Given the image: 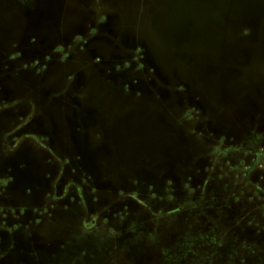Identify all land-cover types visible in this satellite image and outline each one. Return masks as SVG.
<instances>
[{"label": "rangeland", "instance_id": "rangeland-1", "mask_svg": "<svg viewBox=\"0 0 264 264\" xmlns=\"http://www.w3.org/2000/svg\"><path fill=\"white\" fill-rule=\"evenodd\" d=\"M150 79L162 85L169 96L178 98L181 107L173 126L176 150L180 162L193 159L196 168V163L211 157L206 155V139L191 135L189 128L204 120L202 117L192 121L184 114L185 98L200 101L205 114L215 121V128L246 125L253 129L255 126L248 121L253 116L257 122H264V1L0 0V160H7L4 169H12L11 162H15L17 169L23 171L18 192H14L19 217L27 223L23 230L36 228L34 234L41 236L39 241L47 239L53 243L51 247L59 244L66 248V256L59 254L61 257L54 258L52 264H94V259L86 254L70 256L68 252L78 248L89 252L94 246L104 245L107 236L101 231L95 236L94 232L83 234L86 227L93 226L94 214L88 211L92 202L74 184L79 170L68 168L74 176L69 177L59 168L64 161L59 146L67 145L60 132L75 127L70 112L67 119L58 116L60 103L76 105L65 98V91L71 84L83 83L76 97L75 93L72 96L86 110L84 115H89V128H94L96 109L111 129L107 130L109 138L113 135L114 141L120 143L119 150H126L121 163L124 166L115 163L112 167L111 162L107 165L101 161V168L110 175L112 169L128 173L138 167L139 147L132 139L143 128L157 126L154 112L143 113L146 109L157 112L156 106L159 107L157 89L152 83H145ZM127 81L134 83L129 85ZM171 86L179 88V94L172 93ZM29 115L31 121L27 119ZM42 118H47V125ZM165 118L168 125L162 127L169 129L171 120ZM85 141L83 147L90 151L94 165L102 152L99 148L94 150L93 134ZM65 152L71 150L66 147ZM62 177H66L64 181ZM210 182L193 185L199 186L194 190L195 199L181 203L194 208V213L206 207L215 214L226 208H249L247 204L240 207L241 201L234 197L239 185L216 178ZM202 189L205 197L196 194ZM136 203L132 210L143 215ZM200 217L195 214L190 224L200 222ZM184 218L174 221L171 217L165 219V224H180ZM247 219H251V214ZM236 221L232 219V225L227 226L226 237L222 233L225 220L216 221L213 230L222 234L219 239L225 244L252 243L264 261L260 232L257 235L254 230L241 231ZM133 224L130 230L134 229ZM235 230L236 235L231 237L228 232L235 234ZM253 233L257 239L252 238ZM215 252L221 253L220 248ZM208 257L204 256L207 262L203 264H236L214 258L208 261ZM44 262V258L33 257L29 264ZM102 263L100 259L99 264ZM0 264L15 263L5 260Z\"/></svg>", "mask_w": 264, "mask_h": 264}, {"label": "flooded vegetation", "instance_id": "flooded-vegetation-1", "mask_svg": "<svg viewBox=\"0 0 264 264\" xmlns=\"http://www.w3.org/2000/svg\"><path fill=\"white\" fill-rule=\"evenodd\" d=\"M146 82L152 83L157 89L156 94L158 95L155 98L159 107L156 106L157 112L152 109L149 112L147 109L143 112L144 109L142 112L150 114L154 112L157 126L143 128L138 136L132 139L138 143L137 147H139L138 154H136L138 167L137 170L128 173L112 169L110 175L108 170L101 168V161L106 162L107 165L111 162L112 167L115 163L124 166L125 163H121L124 157L123 152L126 150H119L120 143L114 141L113 135L109 138L108 131L110 132L111 129L107 128L108 124L96 109H94V128H89L91 124L89 115H84L86 110L72 96V93H75L74 96L77 95L83 87L81 81L71 84L64 93L65 98L74 101L77 106L67 101L58 105L60 109L58 116L61 118L63 115L67 119L68 112H70L73 117L72 123L75 126L69 130L64 129L62 134L59 131L64 139L63 142H67L64 147L59 146L63 152L61 158L64 159L63 162L59 161V168L69 177H74L71 175V170H79L76 172L77 182L74 184L81 189V194H87L92 202L88 211L94 214L93 226L86 227L83 234L94 232L95 236L101 231L107 235L102 246H94L86 253L83 248H78L75 251H69L68 254L82 257L86 254L94 259V264H99L100 259L103 261L102 264H203L207 262L204 256H209L208 261L214 258L218 261L225 260L226 263L264 264V261L260 260V256L256 254L258 251L252 243L242 241L238 245L237 241H231V244H225L223 239H219L223 237L222 234L215 233L213 230V227H216V221L225 220L224 232L221 231L226 237L227 226L232 225V219H237L235 225L239 230L245 232L254 230L257 235L259 231L264 239L263 120L259 123L255 116L248 118V121L255 126L253 129L242 124L237 128H215L213 126L215 121L211 120L209 114H205L200 101L191 97L185 98L183 100L184 114L192 121L202 117L204 120L199 123V126H194L193 123L194 127L189 128L191 135L206 139V150L209 151L206 155L211 157L210 159L205 157L206 160L202 159L201 162L196 163L195 168L193 159L180 162L176 150L177 134L173 126L176 125V111L181 107L178 98L169 96L167 90L163 91L162 85L157 84L156 81L150 79ZM127 83L133 85L134 82L127 81ZM171 92L179 94V88L171 86ZM163 115L171 120V128L162 127L168 125L164 122L166 118ZM27 119L31 121V115L27 116ZM113 119L114 117H111L112 124ZM42 120L47 125V118H42ZM52 124L56 126L55 120H52ZM23 130L22 128L21 131ZM91 134L94 135V150L99 148L98 150L102 152L101 155H96L97 163L94 165L90 159V151L83 147L86 138ZM17 135L13 136L17 138ZM7 140L11 141L12 137L8 136ZM130 140V138L127 140L128 144ZM66 147L71 150L70 153L65 152ZM11 163L13 168L6 166V170L3 164L7 165V160H0V173H2L0 176V263L7 260L15 264H29L30 259L36 257L44 258L45 264H52L54 258L61 257L59 254H65L67 250L61 248L59 244L51 247L53 243L47 239L39 241L41 236L34 234L36 228L30 227L27 231L23 230L27 223H22L23 219L19 217L18 201L15 196L18 192L16 190L18 184L24 175L22 170L17 169L15 162ZM65 178L62 177L61 180L64 181ZM215 178L239 185L234 197L237 201H241L240 207L247 204L249 208L234 210L226 208L223 213L219 208L216 210L221 211L215 214L211 207H206L199 208L196 210L198 213H194V208L181 203L185 199H195L194 190L199 186L193 187V185L209 184ZM14 180H19L16 185L13 184ZM111 182L117 185L110 186ZM102 192L107 195L102 196L100 194ZM196 194H202L204 197L207 195L204 189ZM135 202L142 208L143 215L136 214L132 210ZM211 206H213L212 203ZM226 212L230 215L228 216ZM195 214L201 216V221L198 223L194 221L190 224ZM249 214H251L250 220L247 219ZM252 215H254L253 218ZM184 216L180 224H169L168 226L165 224L168 222L165 219L172 217L174 221H180ZM131 222H134V229L130 230ZM135 232L138 233L136 236ZM228 234L234 237L236 230L235 234L229 232ZM254 234L252 238L257 239V235ZM24 236L26 239H23ZM59 241L61 242L62 239ZM199 241L204 244L198 245ZM218 241L219 246H217ZM218 247L223 257L221 253L215 252ZM261 258L264 259V252Z\"/></svg>", "mask_w": 264, "mask_h": 264}, {"label": "water", "instance_id": "water-1", "mask_svg": "<svg viewBox=\"0 0 264 264\" xmlns=\"http://www.w3.org/2000/svg\"><path fill=\"white\" fill-rule=\"evenodd\" d=\"M229 1H230V0H229ZM257 1H259V0H257ZM260 1L262 2V1H264V0H260Z\"/></svg>", "mask_w": 264, "mask_h": 264}]
</instances>
